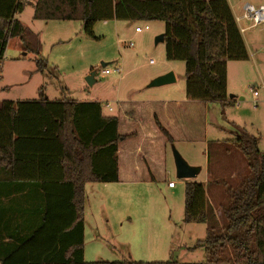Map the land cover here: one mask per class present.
Listing matches in <instances>:
<instances>
[{
  "label": "trees",
  "instance_id": "obj_1",
  "mask_svg": "<svg viewBox=\"0 0 264 264\" xmlns=\"http://www.w3.org/2000/svg\"><path fill=\"white\" fill-rule=\"evenodd\" d=\"M27 3L0 0V70L11 38L37 55L36 71L48 66L40 56V35L17 17ZM33 19L82 21L91 36L99 21H162L166 57L185 62L187 98L203 103H235L236 96L230 98L227 88V61L249 59L229 0H37ZM43 91L40 100H7L0 105V167H11L14 181L40 184L46 201L41 223L0 256V264H264V152L258 138L243 127L235 128L232 139L207 144L208 185L222 186L227 197L220 211L207 199L204 183L185 184L184 221L206 224V236L194 247L205 250V261H86L85 185L119 181V143L129 135L120 133L118 116L102 114L100 102L49 101ZM154 120L167 143L173 144L171 134L156 116ZM214 147L225 153L239 150L245 169L238 176H219L211 168ZM27 158L55 162L65 176H19ZM56 188L69 191L68 214L53 205L51 190ZM60 218L65 223L60 224Z\"/></svg>",
  "mask_w": 264,
  "mask_h": 264
},
{
  "label": "rangeland",
  "instance_id": "obj_2",
  "mask_svg": "<svg viewBox=\"0 0 264 264\" xmlns=\"http://www.w3.org/2000/svg\"><path fill=\"white\" fill-rule=\"evenodd\" d=\"M36 1L28 0L19 15L25 25L40 35V56L47 59L48 66L43 72L36 71L37 55L24 51L18 38H11L1 61L0 103L37 98L43 88L45 95L54 99L98 101L107 115L118 116L124 107L149 108L148 104L156 100L187 98L185 62L167 59L165 42L157 40L165 33L164 22L99 21L91 36L82 21L34 20ZM247 1L260 5L256 0ZM241 23L246 27L253 22ZM137 27L141 30L136 31ZM243 33L250 43V60L227 61L228 93L236 95V103H204L201 120L195 125L202 129L198 135L203 133V137L194 142L167 143L165 177L156 171V179L152 180L139 172L138 180L132 183L103 184L102 197L93 194L92 185H87L88 261L206 260L205 250L194 248L206 236V224L184 221L188 179L177 176L173 150H178L191 166L201 168L191 180L206 185L207 199L219 211L227 197L222 186L208 185L211 177L207 143L232 139L235 128L243 127L258 138L264 152V25H251ZM117 67L121 72H103ZM92 71L94 82L90 84L87 78ZM169 72L174 73V82L150 86L154 79ZM251 87L258 96H254ZM245 164L239 150L225 153L214 147L211 151V168L219 171V176H238ZM170 181L176 183V188L169 187Z\"/></svg>",
  "mask_w": 264,
  "mask_h": 264
},
{
  "label": "crops",
  "instance_id": "obj_3",
  "mask_svg": "<svg viewBox=\"0 0 264 264\" xmlns=\"http://www.w3.org/2000/svg\"><path fill=\"white\" fill-rule=\"evenodd\" d=\"M256 1L263 3L264 0ZM229 2L236 16L240 30L242 31V28L245 29L251 27L252 24L244 27L241 23L243 21H249L243 18V14L245 4L250 2L247 0H237L236 4L230 0ZM19 14L17 17L21 20ZM243 37L246 41L248 50L250 51V43L244 35ZM249 60L250 55L249 59L245 61ZM43 97L49 101H60V99L47 97L45 93ZM41 98L42 96L39 93V97L26 99L24 101L40 100ZM148 105L149 108L143 107V105L131 106V109L124 107L122 110L123 113L118 115L119 131L121 134L129 135V137L119 143V181L116 182L117 185H120L122 182L132 183L135 180H138L136 177L139 172L144 173L147 178H150L152 175L153 178L156 179V171L165 177L164 174L167 171V141L156 126L154 120L155 116L159 119L164 128H166L171 134L174 143L180 141H199L200 138L203 137V133L200 137L198 135L202 129H196L197 126H195L196 123H198V120H201L203 115L202 112L204 111V107L206 105L203 102L191 100L189 98H182L175 100H156ZM136 107L139 108L137 109ZM142 107L144 111L142 110ZM102 114L107 115L103 106ZM30 149L31 145L25 150L24 154L28 156ZM20 167L19 176H65L61 168L58 167L55 162H47V160L44 159L39 160V158H35V160H30L27 158L26 161H22ZM11 176V167H0V256L9 252L15 244L19 243L22 237L29 235L31 230L41 223L42 214L45 210L46 204L45 193L40 188V184L35 181H14L11 179ZM89 184L92 185L91 189L93 190V194L98 195L99 197L103 196L105 192L103 184L106 183L89 182L85 185L86 201L87 185ZM174 188H176V186L172 189ZM51 193L55 209L68 214L69 207L67 206V200L69 197V191L56 188L55 190H51ZM87 209L86 202L85 241L87 239L86 233L89 223V221H86ZM57 221L60 224L61 222L65 223V219L63 220L62 218ZM84 249V257L85 260L88 261L86 257V243L84 244Z\"/></svg>",
  "mask_w": 264,
  "mask_h": 264
},
{
  "label": "water",
  "instance_id": "obj_4",
  "mask_svg": "<svg viewBox=\"0 0 264 264\" xmlns=\"http://www.w3.org/2000/svg\"><path fill=\"white\" fill-rule=\"evenodd\" d=\"M164 39H165L164 35H161L157 40L164 41ZM106 65L107 63H102V66L104 67ZM94 75H95V72L92 71L90 73V76L87 78L90 84L94 82ZM174 81H175L174 73L169 72L167 74L161 75L157 77L156 79H154L151 82L150 86L165 85V84L172 83ZM234 96H235L234 94H230V98H233ZM173 153H174L177 176L179 178L188 179V180L196 178L198 174L200 173L201 168L197 166H191L190 164H188L185 161V159L181 156L178 150L174 149Z\"/></svg>",
  "mask_w": 264,
  "mask_h": 264
},
{
  "label": "built area",
  "instance_id": "obj_5",
  "mask_svg": "<svg viewBox=\"0 0 264 264\" xmlns=\"http://www.w3.org/2000/svg\"><path fill=\"white\" fill-rule=\"evenodd\" d=\"M243 18L247 19L249 21H252V26L257 27V26H262L264 25V2L260 3L258 7L251 3H246L244 6V14ZM140 27L136 28V31H140ZM245 29L242 28V31L244 32ZM113 71L121 72V68L117 67L114 70L110 69H105L103 70L104 73H112ZM251 91L254 94V96H258V91L254 88L251 87ZM109 110H113V108L108 104ZM176 186V183L174 181L169 182V187L173 188Z\"/></svg>",
  "mask_w": 264,
  "mask_h": 264
}]
</instances>
